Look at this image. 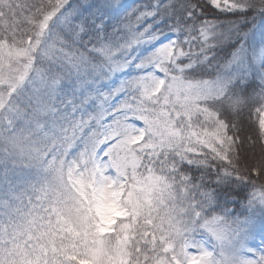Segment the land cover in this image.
<instances>
[{"label":"snow or ice","instance_id":"obj_1","mask_svg":"<svg viewBox=\"0 0 264 264\" xmlns=\"http://www.w3.org/2000/svg\"><path fill=\"white\" fill-rule=\"evenodd\" d=\"M0 264H264V0H0Z\"/></svg>","mask_w":264,"mask_h":264},{"label":"trees","instance_id":"obj_2","mask_svg":"<svg viewBox=\"0 0 264 264\" xmlns=\"http://www.w3.org/2000/svg\"><path fill=\"white\" fill-rule=\"evenodd\" d=\"M130 2L134 3V4H137L140 2V0H129Z\"/></svg>","mask_w":264,"mask_h":264},{"label":"rangeland","instance_id":"obj_3","mask_svg":"<svg viewBox=\"0 0 264 264\" xmlns=\"http://www.w3.org/2000/svg\"><path fill=\"white\" fill-rule=\"evenodd\" d=\"M127 3L129 6L135 5L134 3L130 2L129 0H127Z\"/></svg>","mask_w":264,"mask_h":264},{"label":"clouds","instance_id":"obj_4","mask_svg":"<svg viewBox=\"0 0 264 264\" xmlns=\"http://www.w3.org/2000/svg\"><path fill=\"white\" fill-rule=\"evenodd\" d=\"M54 143H57V144H58L59 142H58V141H56V142H54Z\"/></svg>","mask_w":264,"mask_h":264}]
</instances>
